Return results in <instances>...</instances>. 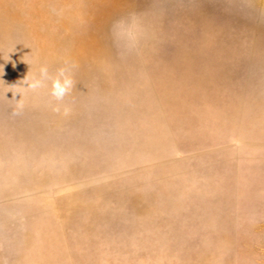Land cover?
<instances>
[{
    "label": "rangeland",
    "instance_id": "rangeland-1",
    "mask_svg": "<svg viewBox=\"0 0 264 264\" xmlns=\"http://www.w3.org/2000/svg\"><path fill=\"white\" fill-rule=\"evenodd\" d=\"M0 264H264V0H0Z\"/></svg>",
    "mask_w": 264,
    "mask_h": 264
},
{
    "label": "clouds",
    "instance_id": "clouds-1",
    "mask_svg": "<svg viewBox=\"0 0 264 264\" xmlns=\"http://www.w3.org/2000/svg\"><path fill=\"white\" fill-rule=\"evenodd\" d=\"M45 80H51V92L50 95L58 102H62L64 98L69 95L75 84L71 75L70 68L62 67L57 70L55 76H50L47 66H42L39 70V78H33L29 80L27 77L24 80V84L27 85L26 88L33 91L40 89L44 86ZM20 102V101H19ZM18 102V105H19ZM22 108V105H19ZM54 111L59 112L60 107L57 106L53 109ZM70 111L69 108H64L65 115ZM19 112H14L13 115H19Z\"/></svg>",
    "mask_w": 264,
    "mask_h": 264
}]
</instances>
